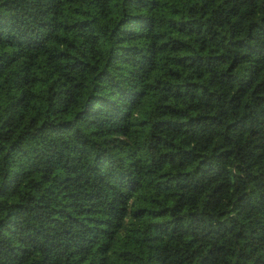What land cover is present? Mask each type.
I'll use <instances>...</instances> for the list:
<instances>
[{
    "label": "trees",
    "instance_id": "1",
    "mask_svg": "<svg viewBox=\"0 0 264 264\" xmlns=\"http://www.w3.org/2000/svg\"><path fill=\"white\" fill-rule=\"evenodd\" d=\"M0 264H264V0H0Z\"/></svg>",
    "mask_w": 264,
    "mask_h": 264
}]
</instances>
